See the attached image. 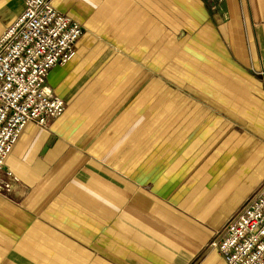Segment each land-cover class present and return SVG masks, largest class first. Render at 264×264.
I'll return each instance as SVG.
<instances>
[{
    "label": "crops",
    "instance_id": "crops-1",
    "mask_svg": "<svg viewBox=\"0 0 264 264\" xmlns=\"http://www.w3.org/2000/svg\"><path fill=\"white\" fill-rule=\"evenodd\" d=\"M51 3L85 30L47 76L65 111L0 168V264H227L264 186V0Z\"/></svg>",
    "mask_w": 264,
    "mask_h": 264
},
{
    "label": "built area",
    "instance_id": "built-area-1",
    "mask_svg": "<svg viewBox=\"0 0 264 264\" xmlns=\"http://www.w3.org/2000/svg\"><path fill=\"white\" fill-rule=\"evenodd\" d=\"M23 1L22 14L0 35V168L29 122L47 127L65 111L47 76L73 59L85 30L51 0ZM213 244L227 264H264V186Z\"/></svg>",
    "mask_w": 264,
    "mask_h": 264
},
{
    "label": "rangeland",
    "instance_id": "rangeland-1",
    "mask_svg": "<svg viewBox=\"0 0 264 264\" xmlns=\"http://www.w3.org/2000/svg\"><path fill=\"white\" fill-rule=\"evenodd\" d=\"M9 191L2 190L1 193H8ZM249 198H250L249 196H246L245 199H244V201H242V202H240V203L232 206V210L227 211L226 214L228 215V217H227V219L225 221H223L224 222L223 223V226H225L228 223V221L230 220V218L233 215V213H235L236 211L242 209L245 206L246 200H248Z\"/></svg>",
    "mask_w": 264,
    "mask_h": 264
}]
</instances>
